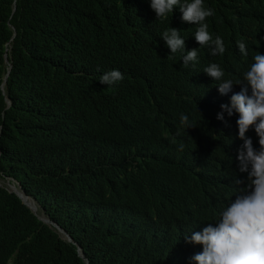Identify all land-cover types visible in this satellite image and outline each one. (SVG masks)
Listing matches in <instances>:
<instances>
[{
  "label": "trees",
  "instance_id": "1",
  "mask_svg": "<svg viewBox=\"0 0 264 264\" xmlns=\"http://www.w3.org/2000/svg\"><path fill=\"white\" fill-rule=\"evenodd\" d=\"M205 1L215 10L205 21L211 33L249 68L259 36L233 12L236 0ZM169 25L155 21L143 0H0V173L19 180L84 253L0 187V264H183L172 258L180 253L169 232L145 233L146 218L164 215L169 203L159 185L182 181L218 200L240 194L239 141L217 135L219 104L179 91L169 70L177 60L149 65ZM115 69L122 81L99 82ZM182 113L210 150L204 166L161 155L181 134ZM253 145L260 148L257 139Z\"/></svg>",
  "mask_w": 264,
  "mask_h": 264
},
{
  "label": "clouds",
  "instance_id": "2",
  "mask_svg": "<svg viewBox=\"0 0 264 264\" xmlns=\"http://www.w3.org/2000/svg\"><path fill=\"white\" fill-rule=\"evenodd\" d=\"M143 2L155 21L170 23L162 35L164 41L149 51L150 67L177 60L180 67L169 70L175 73L179 91L205 105L219 104L217 119L224 124L217 135L229 139L234 133L239 141L238 170L245 176L235 180L240 194L222 200L194 194L182 181L159 185L158 190L169 195V203L164 215L146 218L145 233L155 239L164 231L169 232L176 239L180 253L172 258L183 264H264V0H236L233 11L259 36L249 68V62L234 57L225 41L211 33L205 21L215 10L205 0ZM14 37L6 48L8 70L1 84L4 92L13 67L10 68L9 53ZM237 47L243 56L248 55L244 42L237 41ZM123 79L122 72L115 69L103 74L99 82L111 87ZM127 89L130 100L134 101L136 90L128 82ZM5 100L8 109L12 101L7 95ZM180 123L181 134L170 138V145L161 147L162 157L165 160L168 152H172L183 156L188 164L206 165L210 150L191 133L196 125L183 113ZM254 139L259 141V149L254 147ZM1 152L0 149V155ZM1 179L9 186L0 182V187L15 193L23 204L24 196L32 199L35 204L28 205L36 208V216L42 218L39 202L27 194L19 180L3 173ZM46 219L62 239L70 242L64 232L71 235L63 227L50 216ZM70 243L81 247L74 240Z\"/></svg>",
  "mask_w": 264,
  "mask_h": 264
},
{
  "label": "water",
  "instance_id": "3",
  "mask_svg": "<svg viewBox=\"0 0 264 264\" xmlns=\"http://www.w3.org/2000/svg\"><path fill=\"white\" fill-rule=\"evenodd\" d=\"M8 62H9V60H8ZM11 67H12V64H10V68ZM24 203L27 204V206L31 209V211L36 215V208L29 206L28 203L25 200H24ZM42 220L47 223L46 220H44V219H42ZM60 231L63 232L61 229H60ZM64 233L66 234L68 241L73 242L72 238L66 232H64ZM78 252H79V255L81 257H84V254H83V251H82V248L81 247H78ZM87 264H89L88 261H87Z\"/></svg>",
  "mask_w": 264,
  "mask_h": 264
},
{
  "label": "rangeland",
  "instance_id": "4",
  "mask_svg": "<svg viewBox=\"0 0 264 264\" xmlns=\"http://www.w3.org/2000/svg\"><path fill=\"white\" fill-rule=\"evenodd\" d=\"M0 182H1L2 185H4V186H9L7 181H3V180L1 179ZM39 210H40V214L42 215V218H43L44 220L48 221V220L46 219V218H48V216L45 214L44 210H43L41 207H39ZM44 217H45V218H44Z\"/></svg>",
  "mask_w": 264,
  "mask_h": 264
},
{
  "label": "bare ground",
  "instance_id": "5",
  "mask_svg": "<svg viewBox=\"0 0 264 264\" xmlns=\"http://www.w3.org/2000/svg\"><path fill=\"white\" fill-rule=\"evenodd\" d=\"M24 199H25L26 202L29 203L31 206H33V205L35 204L34 201H33L32 199H30V198H26V197L24 196Z\"/></svg>",
  "mask_w": 264,
  "mask_h": 264
}]
</instances>
